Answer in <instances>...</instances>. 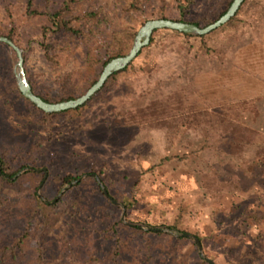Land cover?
I'll list each match as a JSON object with an SVG mask.
<instances>
[{"label": "rangeland", "instance_id": "rangeland-1", "mask_svg": "<svg viewBox=\"0 0 264 264\" xmlns=\"http://www.w3.org/2000/svg\"><path fill=\"white\" fill-rule=\"evenodd\" d=\"M64 1L33 0L29 7V0H0V37L10 28L18 32L26 77L38 90L49 88L56 92L58 76L86 71L90 60L95 64L96 77H100L108 60L106 48L114 32L125 28L139 32L150 20L180 16L177 0H75L80 14H101L92 31L94 39L90 45L81 39H67L64 43L69 49L58 53L53 62L41 44L46 40V29L51 27L49 16ZM227 3L228 0H201L190 8L188 16L200 20L201 27L205 28L227 8ZM261 3L250 1L240 13L241 26L234 30L235 35L232 26L222 29L218 36L224 53L237 56L235 62L240 69L233 70L231 60L227 59L224 65L227 69L220 77H213L214 71L208 66V72L201 74L205 79L199 80L202 86L209 89L222 84L229 89L245 80L241 82L243 90L264 93V15H261L264 5L260 6ZM185 40L169 34L156 49H144L134 62L135 69L119 82L111 95L99 94L86 104L81 116H59L44 127L20 125L6 107L4 99L8 98L23 117L37 115L17 91L20 73L17 55L1 48L0 155L10 163L11 172L17 171L13 177L3 175L12 182L4 185L3 194L16 202L37 193L44 201L59 202L61 207L70 197L83 196L93 211L104 201L103 190L95 177L90 176L97 183L86 182L88 177L72 187L66 184L62 189L55 179L72 175L75 182L84 175H96L104 181L119 209L109 216L84 218L79 226L101 232L110 231L112 225L118 227L119 243L125 244L121 264H203L205 259L194 240L175 242L165 235L185 238L177 236L184 233L164 228L177 223L180 217L184 231L203 239L204 256L214 264H264V183L261 181L258 185L257 179H251L244 165L247 164L244 158L251 160L253 153L234 160L225 156L219 169L218 186L206 187L192 170L198 163L176 161L165 167L154 166L160 157L189 152L183 147L189 146V138L172 139L164 128L154 124L124 141L111 138L110 131L104 128L112 107L107 106L108 99L116 101L119 109L129 108L142 100L144 94L156 90L165 93L181 86L179 77L187 70ZM51 42L56 44V40ZM90 49L93 50L91 59ZM241 69H248L250 73L244 75ZM189 75L199 78V74ZM86 88L85 84L78 90L85 93ZM258 125L264 127V117ZM90 127L92 131H88ZM208 156L212 159L213 155ZM153 167L155 170L150 171ZM27 168L41 171L23 173ZM28 173L40 176L32 179ZM69 190L70 196H65ZM126 198L133 204L129 210L122 205ZM119 222L127 226L130 222L140 224L139 228L144 231L149 230L146 225L154 226L165 234L135 233L121 229Z\"/></svg>", "mask_w": 264, "mask_h": 264}, {"label": "trees", "instance_id": "trees-1", "mask_svg": "<svg viewBox=\"0 0 264 264\" xmlns=\"http://www.w3.org/2000/svg\"><path fill=\"white\" fill-rule=\"evenodd\" d=\"M199 1L201 0H177L179 18L163 19L195 24L201 27L200 20L188 16L190 8ZM234 1L228 0L227 8L207 26L225 15ZM250 1L255 0H246L230 22L206 36L182 34L171 30L155 32L149 46L146 47L148 50L156 49L169 34L186 39L187 70L183 72V76L179 77L181 86L176 90L174 88L168 89L165 93L156 90L153 93L144 94L141 97L142 100L129 108L122 106L119 109L116 101L114 103L108 99L107 106H112L108 112L110 118L103 124L104 128L110 131V137L125 141L133 138L135 133L145 126L155 124L159 128H164L168 137L172 139L179 136L189 138V146H183L189 152L183 155L160 157L158 164L154 166L165 167L176 161L198 163L197 168L192 169L198 181L205 183L206 187L213 188L218 186L221 177L219 169L222 167L225 156L234 160L237 156L244 158L253 153L251 160L244 158V162L247 163L244 164L247 166L246 173L251 175V179H257L258 185L261 184V181L264 183V127L258 125L259 119L264 117V113H262L264 93L243 90L241 82L245 83V80L236 82L229 89L222 84L213 85L208 89L199 82V80L205 79V76L201 74L208 72L206 71L208 66L212 67L211 71H214L213 77H220L222 71L227 69L224 66L227 59L231 60L232 65L230 66H233V70L240 69L235 62L237 56H228L224 53L218 36L222 29L232 26V33L235 35L234 30L241 26L240 13L249 6ZM260 1L262 3L259 5H264V0ZM32 3L33 0H29V7L32 6ZM75 3V0H65L62 6L49 16L51 27L46 29L44 34L46 40L41 45L50 61H56L58 53L69 49L64 43L67 39H81L87 45H90L91 40L94 39L92 31L101 14L99 12L80 14ZM261 15H264V6L261 8ZM137 34L138 32L130 28L114 32L106 48L108 60L104 65L106 66L115 58L129 54ZM2 36L11 39L22 48L18 32L15 29L10 28ZM51 39L56 40V44H53ZM1 48L10 49L14 52L5 44H0ZM92 55L93 50L90 49L88 55L90 59ZM134 62L124 71L115 73L103 89L90 101L102 93H104V97L111 95L119 82L132 69H135ZM241 70L244 75L250 73L248 69ZM189 73L199 74V78L196 79ZM99 78L96 77L95 64L90 60L86 71H74L58 76L56 83L59 89L56 92L49 88L38 90L33 82L30 81V84L34 93L44 101L61 103L80 98L97 83ZM85 84L87 91L85 93L79 92L78 89ZM17 91L20 97L29 102L37 113V115L25 118L18 114L14 104L5 98L6 107L17 122L23 126L30 123L32 126L44 127L59 116L74 115L79 117L86 108L85 104L75 110L46 114L27 100L19 88ZM92 130L93 127H90L88 131ZM208 155H213L212 159ZM207 157L209 160H206ZM0 164L2 165L0 172V264H121L124 253L122 246L125 244L120 245L119 243L118 227L112 225L110 231L101 232L79 226L84 218H90L94 215L109 216L110 212H116L119 209L109 190H107L109 197L104 194V201L97 205L93 211H91L92 207L86 204L83 196L70 197L64 207H61L59 202L52 204L51 201H44L37 193H34L27 200L15 202L3 194L4 185L12 183L3 175L13 177L17 171L11 172L10 163L1 155ZM25 167L23 166V168ZM155 167L149 170L153 171ZM98 175L100 178L102 177L101 174L98 173ZM27 176L36 179L40 175L28 173ZM74 180L72 175H67L63 178H56L55 182L62 189L64 185L71 184ZM86 182L97 183L93 177L87 179ZM70 194L71 191L69 190L64 195L69 197ZM122 205L128 210L133 206L128 198L122 201ZM181 223L180 217L177 223L164 228L189 234L181 228ZM119 225L121 229L140 234H165L161 232V229L150 225H146L149 228L148 231L140 229V224L133 222H130L128 226L119 222ZM108 233H113L114 236L110 237ZM165 235L175 242L189 240L176 238L169 233ZM197 237L203 245V239L199 235ZM202 263L210 264L205 260H202Z\"/></svg>", "mask_w": 264, "mask_h": 264}, {"label": "water", "instance_id": "water-1", "mask_svg": "<svg viewBox=\"0 0 264 264\" xmlns=\"http://www.w3.org/2000/svg\"><path fill=\"white\" fill-rule=\"evenodd\" d=\"M245 1L246 0H235L225 15H223L215 23L205 28L199 27L195 24L177 22V21L166 20V19L150 20L146 22L144 26L138 32L133 48L131 49L129 54H127L126 56L111 60L105 66L97 83L94 84L83 96L75 100H70V101L61 102V103H48L34 93L32 86L26 77V73L24 69V63H25L24 51L17 44H15L11 39L7 37H0V44L7 45L17 55L18 68L20 70V73L18 76V86L23 96L27 100H29L31 103H33L38 109L42 110L46 114H57V113H62V112H66L69 110H75L87 104L97 93H99L103 89L107 81L115 73L124 71L136 60V58L139 56L142 50L146 48L147 46H149L151 39L153 35L155 34V32L161 31V30H171V31L182 33V34H190V35H195V36L209 35L210 33L218 30L219 28H221L222 26L230 22L239 12L241 6L244 4ZM40 171L41 170H37L34 168H27L23 171V173L24 172H40ZM0 172H1V169H0ZM90 176H93L97 179L99 186L103 190V193L107 197H109L108 191L106 190L105 186L103 185L101 180L96 175H84L83 177L79 178L75 182L71 183L69 187H72L80 183L85 178H88ZM7 178L10 180H14V178H9V177ZM114 203H117V202L114 201ZM123 220H125V217H123ZM177 236L194 240L199 247L200 256L204 258L206 261H208L210 264H214L211 260H209L207 257L204 256L202 244L197 237L189 235V234H180Z\"/></svg>", "mask_w": 264, "mask_h": 264}]
</instances>
